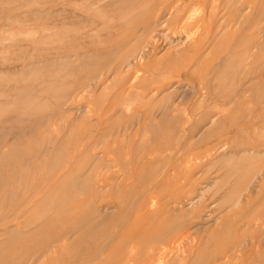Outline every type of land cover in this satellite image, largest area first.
I'll return each mask as SVG.
<instances>
[{
    "label": "rangeland",
    "instance_id": "rangeland-1",
    "mask_svg": "<svg viewBox=\"0 0 264 264\" xmlns=\"http://www.w3.org/2000/svg\"><path fill=\"white\" fill-rule=\"evenodd\" d=\"M151 1L198 20L180 64L158 61L175 39L161 29L146 59L153 78L122 68L148 42ZM263 29L264 0H0V264H115L120 240L143 254L179 223L194 233L187 264L231 253L264 264L258 216L245 219L260 194L231 209L250 184L264 188ZM151 200L182 213L117 233Z\"/></svg>",
    "mask_w": 264,
    "mask_h": 264
},
{
    "label": "bare ground",
    "instance_id": "bare-ground-1",
    "mask_svg": "<svg viewBox=\"0 0 264 264\" xmlns=\"http://www.w3.org/2000/svg\"><path fill=\"white\" fill-rule=\"evenodd\" d=\"M119 1V0H118ZM166 2V1H165ZM186 3H188V2H186ZM186 3H185V5H186ZM258 3V2H257ZM117 4V3H116ZM174 4V3H173ZM212 4V3H211ZM171 5V4H170ZM164 8H165V5L164 4H161L160 2H157V1H151V3H149V11H148V13L146 14V16L143 18V20H142V29H143V36H146V38L148 39V42L147 43H145L144 44V46L143 47H141L140 49H138L136 52H135V54L134 55H132L131 56V58L129 59H127L125 62H124V64H122V68H127L128 70L127 71H132L133 73H136V74H140L141 72H144V74H149L150 72H148V64H147V62L149 61V60H146V59H148L149 58V56H150V54H152V52L154 53L155 52V50H156V46H157V44L159 43H157V40L159 39V37H160V35H161V29H163V28H166L165 30L167 31H165L166 32V34L165 35H168V34H170V35H172V37H175V39L173 38V40H172V42H171V40L170 39H168V40H170V44H174V46L172 47V48H170V49H167V52L166 53H164V54H162L161 56H159L160 57V59L158 60L160 63H161V60H163V62H168L169 60V58L170 59H172V60H175V62L177 63V64H180V63H183V61H182V57H183V53L186 51V50H188V48H193V45H195L194 44V42H192L191 43V41H193L192 40V36H189L190 34H188L186 31H188V30H190V28L193 26V25H195V23L197 24L198 23V20H194V13L191 11V13H190V11L189 10H186V7H175V8H177V9H175V11H174V13L172 12V11H170V10H167V12L164 10ZM172 9V8H171ZM189 9V8H188ZM163 11H165V13L163 12ZM169 11V12H168ZM186 11H188L187 13H185ZM212 11V10H211ZM255 11V10H254ZM164 13V14H163ZM204 14V13H203ZM202 15V14H201ZM197 16H198V14H197ZM208 16V15H207ZM209 17V16H208ZM202 19H203V16H202ZM201 21V20H200ZM203 21H204V19H203ZM209 22V21H208ZM214 22V21H213ZM213 22H212V24H213ZM221 22V21H220ZM237 23V22H236ZM215 24V23H214ZM205 25V24H204ZM208 25H209V23H208ZM235 26V25H234ZM202 27H203V24H202ZM221 27V26H220ZM216 29L215 30H217V26L215 27ZM219 28V27H218ZM246 28V27H245ZM205 29H206V27H205ZM215 30H214V32H215ZM264 30V29H263ZM197 31V30H196ZM199 31V30H198ZM203 31V30H202ZM164 32V33H165ZM163 33V34H164ZM201 33V32H200ZM216 33V32H215ZM204 34V33H203ZM219 34V33H218ZM192 35V34H191ZM210 35H211V33H210ZM194 36V35H193ZM198 37H199V35H197ZM201 36V35H200ZM213 36V35H212ZM212 36H210V37H212ZM165 37H167V36H165ZM194 37H196V35L194 36ZM209 37V36H208ZM216 37V36H215ZM164 38V37H163ZM168 38V37H167ZM200 38V37H199ZM199 38L197 39V40H199ZM203 38V37H202ZM166 39V38H165ZM201 39V38H200ZM204 39V38H203ZM211 39V38H210ZM210 39H208V41L210 40ZM224 39V38H223ZM256 41V40H255ZM202 42V41H201ZM205 42V41H204ZM206 42H207V40H206ZM165 43V42H164ZM198 43V42H197ZM212 43V42H211ZM217 43V42H216ZM220 43H222V42H220ZM201 44V43H200ZM203 44V43H202ZM159 45V44H158ZM169 45V44H168ZM206 45V44H205ZM204 45V46H205ZM210 45V44H209ZM196 46V45H195ZM165 47V46H164ZM207 47H209V46H207ZM212 47V46H211ZM210 47V48H211ZM214 48V47H213ZM203 49V48H202ZM209 49V48H208ZM207 49V50H208ZM212 49V48H211ZM169 50V51H168ZM201 50V49H200ZM254 50V49H253ZM165 51V50H164ZM163 51V52H164ZM198 51V50H197ZM209 51V50H208ZM260 51V50H259ZM187 52H190V50L189 51H187ZM186 52V53H187ZM194 53V52H193ZM204 53V52H203ZM209 53H210V51H209ZM209 53H208V55L205 57L206 58V60L207 59H209ZM157 54V53H156ZM189 54V53H188ZM195 54H196V52H195ZM253 54H254V52H253ZM259 54V53H258ZM257 54V55H258ZM204 55V54H203ZM231 55V54H230ZM255 56H257L256 54H254ZM190 56V55H189ZM192 56V55H191ZM249 57H251V56H249ZM258 57V56H257ZM222 58V57H221ZM224 58V57H223ZM203 59V58H202ZM250 59H252V58H250ZM164 60H166V61H164ZM222 60V59H221ZM226 60V59H225ZM157 61V60H156ZM218 61H220V60H218ZM250 61V60H249ZM174 62V63H175ZM202 62V61H201ZM248 62V61H247ZM159 64V63H158ZM169 64V63H168ZM201 64V63H200ZM217 64V63H216ZM159 65H162V64H159ZM165 65H167V64H165ZM164 65V66H165ZM190 65V64H189ZM188 65V66H189ZM193 65V64H192ZM203 65V64H202ZM154 66H155V64H154ZM168 66V65H167ZM188 66H187V68H188ZM214 66V65H213ZM212 66V67H213ZM224 66V65H223ZM190 67V66H189ZM211 67V68H212ZM170 68V67H169ZM221 68V67H220ZM244 68V67H243ZM242 68V69H243ZM117 69H118V67H117ZM121 69V68H120ZM183 69H185V68H183ZM223 69V68H222ZM221 69V70H222ZM256 69V68H255ZM124 70V69H123ZM170 70V69H169ZM193 70V69H192ZM220 70V71H221ZM246 70V69H245ZM126 71V72H127ZM216 71V70H215ZM219 71V72H220ZM256 71V70H255ZM254 71V72H255ZM157 72H159V71H157ZM163 72H164V70H163ZM166 72V71H165ZM227 72H228V69H227ZM253 72V71H252ZM253 72V73H254ZM257 72V71H256ZM123 73V72H122ZM125 73V72H124ZM250 72H248V74H249ZM155 70H154V72H153V70L151 69V73L149 74V76L151 77V78H153V76L155 77ZM166 74V73H165ZM164 74V75H165ZM227 74H229V73H227ZM247 74V75H248ZM119 75V74H118ZM156 75H157V73H156ZM161 75V74H160ZM213 75H214V73H213ZM216 75V74H215ZM139 76V75H138ZM138 76H136L132 81H133V83L132 84H130L131 86H133L134 84H135V82H136V80L138 79ZM170 76V75H169ZM173 76V75H172ZM230 76H231V74H230ZM233 76V75H232ZM122 77V76H121ZM235 77V76H234ZM170 78V77H169ZM172 78V77H171ZM212 78V77H211ZM229 78V77H228ZM234 79V78H233ZM164 81V80H163ZM147 82H149V81H147L146 79H144L143 81H142V85L143 84H146ZM235 82V81H234ZM233 82V83H234ZM207 83V82H206ZM156 84V83H155ZM158 84V83H157ZM130 85H129V87H130ZM220 85V84H219ZM221 85H223V84H221ZM145 86V85H144ZM199 86H201V85H199ZM208 86V85H207ZM206 86V87H207ZM234 86V85H233ZM143 87V86H142ZM135 88V87H134ZM220 88H222V86H220ZM219 88V89H220ZM241 88V87H240ZM125 89V88H124ZM123 89V90H124ZM130 89V88H129ZM129 89H127L128 90V92H129ZM144 89V88H143ZM171 89V88H170ZM201 89V88H200ZM132 90V89H131ZM136 90V89H135ZM146 90H147V88H146ZM150 90H152V89H150ZM174 90V89H173ZM179 90V89H178ZM190 90V89H189ZM228 90H229V87H228ZM239 90V89H238ZM241 90V89H240ZM143 91V90H142ZM187 91V90H186ZM202 91V90H201ZM209 91V90H208ZM231 91V90H230ZM128 92H126L125 91V93H128ZM131 92V91H130ZM136 92H139V90L138 91H135V93ZM150 92V91H149ZM155 92V91H154ZM177 92V91H176ZM229 92V91H228ZM228 92H226V96H227V94H228ZM241 92V91H240ZM239 92V93H240ZM140 93V92H139ZM138 93V94H139ZM153 93V92H152ZM151 93V94H152ZM156 93V92H155ZM248 93V92H247ZM154 94V93H153ZM152 94V95H153ZM157 94V93H156ZM230 94V93H229ZM121 95V94H120ZM123 95H124V93H123ZM145 95H148V94H145ZM217 95H218V93H217ZM216 95V96H217ZM232 95V94H231ZM236 95H237V93H236ZM122 96V95H121ZM120 96V97H121ZM129 97L130 96H132V94H130V95H128ZM135 96H136V94H135ZM222 96V95H221ZM239 96V95H238ZM246 96V95H245ZM141 97V96H140ZM149 97V96H148ZM152 97V96H151ZM153 97H154V95H153ZM215 97V96H214ZM224 97V96H223ZM235 97H237V96H235ZM131 98V97H130ZM221 98V97H220ZM225 98V97H224ZM224 98H221V100L223 101V99ZM227 98V97H226ZM225 98V100H227ZM238 98V97H237ZM141 99H143V97L141 98ZM146 99V98H145ZM148 99V98H147ZM139 100V99H138ZM144 100V99H143ZM170 100V99H169ZM220 100V101H221ZM237 100H239V99H237ZM131 101V100H130ZM142 101V100H141ZM148 101H149V99H148ZM153 101V100H152ZM156 101V100H155ZM154 101V102H155ZM157 102V101H156ZM171 104L173 103V101L172 102H170ZM201 103V102H200ZM234 103V102H233ZM241 103V102H240ZM142 104V103H141ZM250 105V104H249ZM166 106H168L167 104H166ZM263 106V105H262ZM198 107H200V106H198ZM203 107V106H202ZM153 108V107H152ZM176 108V107H175ZM227 108H228V106H227ZM226 109V108H225ZM234 109H236V108H234ZM88 110V109H87ZM87 110H85V111H87ZM137 110H140L139 108L137 109ZM141 110H143V108L141 109ZM161 110V109H160ZM163 110V109H162ZM239 110V109H238ZM238 110H236V111H238ZM226 111H227V109H226ZM235 111V112H236ZM140 112V111H139ZM228 112H230V111H228ZM134 113V112H133ZM136 113V112H135ZM231 113V112H230ZM232 113H234V112H232ZM241 113V112H240ZM111 114V113H110ZM138 114V113H137ZM225 114V113H224ZM87 115V114H86ZM134 115V114H133ZM227 115V114H226ZM230 115V114H229ZM233 115V114H232ZM111 116H112V114H111ZM134 116H136V115H134ZM133 116V117H134ZM140 116V115H139ZM188 116V115H187ZM238 116V115H237ZM236 115H235V117H237ZM85 117V116H84ZM110 117V116H109ZM201 117V116H200ZM216 117H218V115L216 116ZM216 117L214 118V119H216ZM225 117H227V116H225ZM119 118V117H118ZM122 117H120V119H121ZM137 118V117H136ZM135 118V119H136ZM174 118V117H173ZM178 118H180V117H178ZM188 118V117H187ZM228 118V117H227ZM232 118V117H231ZM85 119V118H84ZM109 119V118H108ZM107 118H106V120H108ZM116 119V118H115ZM139 119V118H138ZM172 119V118H171ZM199 119V118H198ZM213 119V120H214ZM233 119V118H232ZM211 120H212V118H211ZM212 120V121H213ZM244 120V119H243ZM115 121V120H114ZM120 121V120H119ZM118 121V122H119ZM122 121H123V118H122ZM139 121V120H138ZM138 121H136V123L138 122ZM179 121H181V119L179 120ZM187 121H189V120H187ZM215 121H217V120H215ZM174 122V121H173ZM184 122V121H183ZM207 122V121H206ZM211 122V121H210ZM131 123V122H130ZM129 123V124H130ZM188 123V122H187ZM257 123V122H256ZM183 124V123H182ZM195 124H197V122L195 123ZM211 124V123H210ZM217 124V123H216ZM255 124V123H254ZM263 124H264V122H263ZM133 125V124H132ZM131 125V126H132ZM144 125V124H143ZM238 125H239V123H238ZM127 126V125H126ZM125 126V127H126ZM130 126V125H129ZM130 126V127H131ZM153 126H155V124H153ZM253 126V125H252ZM264 126V125H263ZM156 127H157V125H156ZM215 127V126H214ZM213 127V128H214ZM254 127V126H253ZM146 128V127H145ZM248 128V127H247ZM250 128V127H249ZM122 129V128H121ZM126 129V128H125ZM134 129V128H133ZM136 129V128H135ZM143 129H144V127H143ZM257 129V128H256ZM183 131H185V129H183ZM263 131H264V129H263ZM120 132H121V130H120ZM134 132V131H133ZM205 132V131H204ZM209 132V131H208ZM251 133V132H250ZM131 134H132V132H131ZM200 134V133H199ZM187 135V134H186ZM204 135V134H203ZM206 135V134H205ZM180 136V135H179ZM199 136V135H198ZM200 137H202V136H200ZM186 138V137H185ZM199 138V137H198ZM181 140V139H180ZM134 143V142H133ZM132 143V144H133ZM147 143V142H146ZM129 144H131V142L129 143ZM128 144V145H129ZM180 144V143H179ZM225 144V143H224ZM112 146H113V144H112ZM111 146V147H112ZM131 146V145H130ZM261 146V145H260ZM170 148V147H169ZM232 148H233V146H232ZM252 148V147H251ZM262 148V147H261ZM180 149V148H179ZM222 149V148H221ZM252 149H254V148H252ZM171 150H172V147L170 148V152H171ZM223 151H224V149H223ZM233 151H235V150H233ZM258 151V150H257ZM256 152V151H255ZM176 153H177V151H176ZM147 154V153H146ZM234 154V153H233ZM246 154V153H245ZM174 155V154H173ZM172 155V156H173ZM133 156V155H132ZM145 156V155H144ZM144 156H142V157H144ZM236 156V155H235ZM242 156V155H241ZM240 156V157H241ZM258 156V155H257ZM151 157H152V155H151ZM150 157V159H152ZM242 157H244V156H242ZM261 157V156H260ZM132 158V157H131ZM131 158H130V160H131ZM148 158V157H147ZM169 158V157H168ZM166 159V158H165ZM239 159V158H238ZM259 159V158H258ZM129 160V159H128ZM144 160H145V158H144ZM153 160V159H152ZM151 160V161H152ZM239 160H241V159H239ZM143 161V160H142ZM155 161V160H154ZM147 162V161H146ZM148 162H150L149 160H148ZM157 162V161H156ZM165 162H166V160H165ZM171 162H172V160H171ZM131 163V162H130ZM129 163V164H130ZM154 163V162H153ZM147 166V165H146ZM163 166V165H162ZM139 167H141L140 165H139ZM148 167H150V166H148ZM159 167V166H158ZM172 167V166H171ZM179 167H180V165H179ZM254 167V166H253ZM128 168H129V166H128ZM135 167H133V169H134ZM178 168V167H177ZM138 169V168H137ZM168 169V168H167ZM172 169H173V167H172ZM256 169V168H255ZM254 169V170H255ZM177 170V169H176ZM262 170V169H261ZM166 171V170H165ZM256 171V170H255ZM133 172H134V170H133ZM164 172V171H163ZM169 172H170V170H169ZM138 173V172H137ZM154 173V172H153ZM152 173V174H153ZM155 173H156V171H155ZM248 173H249V170H248ZM262 173V172H261ZM149 174V173H148ZM151 174V173H150ZM151 174V175H152ZM166 174H169V173H166ZM169 175H171V174H169ZM168 175V176H169ZM263 175V174H262ZM261 175V177L260 178H262L261 180H260V182L262 181V184H260V186H264V176H262ZM165 176V175H164ZM172 176V175H171ZM249 176H251V175H249ZM254 176V175H253ZM257 176V175H256ZM256 176H254V177H256ZM254 177H252L253 179H254ZM70 178V177H69ZM165 178V177H164ZM163 178V179H164ZM257 178V177H256ZM260 178H258L256 181H253V179H250V180H252L251 182H254V183H258L259 182V179ZM167 179V178H166ZM170 179V178H169ZM70 180V179H69ZM165 180V179H164ZM163 180V181H164ZM231 180H232V178H231ZM234 180V179H233ZM250 180L248 181V183L250 182ZM255 180V179H254ZM160 181H162V180H160ZM162 181V182H163ZM166 181V180H165ZM65 182L67 183V178H66V180H65ZM61 183H63V182H61ZM60 183V184H61ZM161 183V182H160ZM247 183V182H246ZM245 183V184H246ZM117 185V184H116ZM160 185V184H159ZM244 185V184H243ZM243 185H240V186H243ZM59 186V185H58ZM114 188V187H113ZM235 190V189H234ZM234 190H232L231 192H230V195H231V198L233 197V195L235 196L236 194H237V192L236 191H234ZM263 190H264V188H262V189H260V190H255L254 188H252V185L250 184V187H247V189L245 190V191H243L244 192V195H242V196H240L241 198H240V200H239V203L237 202V203H234V204H232L231 205V209L233 208V210L235 209V211L238 213L240 210H242V208H243V206L244 205H246L247 204V199L248 198H250L251 199V195H253V194H255L256 192L258 193V195L260 194V197H257V200L259 201L258 203H260V204H262V206L261 207H255L254 208V212H251V213H249L248 215H246V220L248 219V218H253V217H256V216H258V218H256V222H254L251 226L253 227V231L255 232V235L258 237V239H259V242H258V247H254L255 248V251H259V247L261 246V238L262 239H264V194H263ZM242 192V193H243ZM257 195V196H258ZM253 197H254V195H253ZM238 199V198H237ZM236 201H238V200H236ZM188 202V201H187ZM41 203V202H40ZM189 203V202H188ZM114 204V203H113ZM193 204V203H192ZM238 204V205H237ZM112 205V204H111ZM35 206V205H34ZM123 206V205H122ZM188 206V205H187ZM78 207V206H77ZM79 208V207H78ZM78 208H76V209H78ZM180 208H183V207H180V205L179 204H177V203H173L172 204V207L169 205V204H163V205H161L160 204V202H158L157 200L156 201H153V200H151L148 204H145V205H143L142 206V208H140L138 211H137V213L134 215V217H133V219H132V221L131 220H125L124 221V223L123 224H120L119 225V229L117 230V233L118 232H120L119 230L121 229V230H123L122 232H124L127 228H131L132 229V231L133 232H137V231H139V225H136V223H142L143 222V227L147 224V223H150V222H154L155 221V219L157 218V216H159V218L162 216V222L163 221H165V220H167V219H171V217H175V218H178V216H177V213H182V212H180ZM82 209V208H81ZM129 209V208H128ZM131 209V208H130ZM30 210H32V209H30ZM35 210V209H34ZM41 210H42V208H41ZM71 210V209H70ZM69 210V211H70ZM115 211H116V209H114ZM131 210H133V208L131 209ZM232 210V212L231 213H233L234 211ZM253 211V210H252ZM32 212V211H31ZM35 212V211H34ZM72 213V212H71ZM89 213H92V212H89ZM87 214L86 213V215H90V214ZM101 213V212H100ZM130 213H131V211H130ZM133 213V212H132ZM132 213H131V215H132ZM245 213V212H244ZM103 214V213H102ZM128 214V213H127ZM126 214V215H127ZM241 214H243V213H241ZM88 218V217H87ZM92 218V217H91ZM84 219H86V218H84ZM128 219V218H127ZM86 220H88V219H86ZM179 220V219H178ZM84 221V220H83ZM238 222V221H237ZM260 222H262V224H260ZM80 223H81V221H80ZM84 223V222H83ZM144 223H146L145 225H144ZM127 224V225H126ZM131 224V225H130ZM182 224H176V225H174L172 228H171V232L170 233H168V235H166L165 237H161V239L162 240H160V241H158V242H156L155 243V246L153 247V246H151V248H149L148 250H144L143 251V254H142V251H141V247H140V245L138 244V243H136V242H131V241H129V243L128 244H123L122 245V241L120 240V242L118 243V245H119V251L117 252V257L115 258V264H187L188 262H189V260H190V258H192V256H193V254H194V249H193V243H194V239H193V231H192V228L191 227H185V228H182V226H181ZM117 226V225H116ZM41 228H42V225L40 226ZM39 227V229L41 230V228ZM44 227V226H43ZM75 227V226H74ZM118 227V226H117ZM148 228H149V226H147ZM76 228H79V226L77 227L76 226ZM75 228V230L74 231H78L77 229ZM129 228V229H130ZM134 228H136V230L134 229ZM147 228V229H148ZM38 229V230H39ZM144 229V228H143ZM36 230V229H35ZM73 233V232H72ZM76 233V232H75ZM74 233V234H75ZM144 233H145V231H144ZM13 234V233H12ZM111 235V234H110ZM40 236H42V235H40ZM122 237H125L124 235L122 236ZM136 237V236H135ZM137 237H139V236H137ZM18 238H21V237H18ZM22 238H24L23 236H22ZM41 239V238H40ZM42 239H44V238H42ZM48 239V238H47ZM111 241V240H110ZM251 241V240H250ZM66 242V241H65ZM245 242V241H244ZM202 243H203V241H202ZM43 244V243H42ZM253 242H252V246H253ZM202 245V244H201ZM200 245V247H202L203 248V246H201ZM264 245V244H263ZM195 246H196V244H195ZM243 246V245H242ZM241 246V247H242ZM247 246V245H246ZM244 247H245V243H244ZM56 248V247H55ZM121 248H122V250H121ZM238 248H240V247H238ZM72 250H73V248H71ZM3 250V249H2ZM21 250V249H20ZM27 250V249H26ZM109 250V249H108ZM206 250H207V248H206ZM18 251V250H17ZM107 251V250H106ZM7 252V251H6ZM21 252V251H20ZM24 252V251H23ZM49 252V251H48ZM47 252V253H48ZM73 252H74V250H73ZM72 252V253H73ZM14 253V252H13ZM46 253V254H47ZM14 254H16V253H14ZM19 254V253H18ZM53 254H54V252H53ZM68 254H70V253H68ZM75 254V253H74ZM100 254H102V252L100 253ZM142 254V255H141ZM237 254V253H236ZM238 255V254H237ZM22 256V255H21ZM27 256V255H26ZM141 256V257H140ZM221 256V255H220ZM30 257V256H29ZM28 257V258H29ZM55 257V256H54ZM71 257V256H70ZM80 257H82L81 255H80ZM237 256H235L234 255V253H231V255H226V256H224V257H222V258H216L215 260H213V263L214 264H234L233 263V261H234V259H237L236 258ZM25 259H27L26 257H24ZM23 258V259H24ZM38 258V257H37ZM43 258H45V257H43ZM72 258H73V254H72ZM243 258V257H242ZM74 259V258H73ZM70 261H74V260H70ZM171 261V262H170ZM198 261H199V258H198V255H196L195 256V258L192 260V264H197L198 263ZM170 262V263H169ZM38 262L36 261L34 264H37ZM202 263L203 264H208V259H203V261H202ZM237 263V262H236ZM38 264H40V263H38ZM42 264H44V263H42ZM75 264H77V263H75ZM94 264H97L95 261H94Z\"/></svg>",
    "mask_w": 264,
    "mask_h": 264
}]
</instances>
